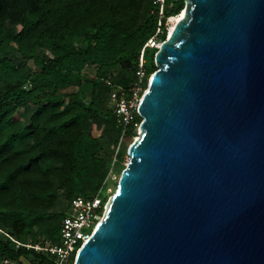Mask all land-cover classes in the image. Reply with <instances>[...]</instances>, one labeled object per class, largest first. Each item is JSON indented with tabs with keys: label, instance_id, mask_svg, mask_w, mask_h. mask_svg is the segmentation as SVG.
Instances as JSON below:
<instances>
[{
	"label": "water",
	"instance_id": "95a60500",
	"mask_svg": "<svg viewBox=\"0 0 264 264\" xmlns=\"http://www.w3.org/2000/svg\"><path fill=\"white\" fill-rule=\"evenodd\" d=\"M182 12L73 264H264V0H185Z\"/></svg>",
	"mask_w": 264,
	"mask_h": 264
},
{
	"label": "trees",
	"instance_id": "16d2710c",
	"mask_svg": "<svg viewBox=\"0 0 264 264\" xmlns=\"http://www.w3.org/2000/svg\"><path fill=\"white\" fill-rule=\"evenodd\" d=\"M184 6L168 0V13ZM153 7L154 0H0V264H57L45 248L58 239L71 200L96 193L111 163L92 119L101 114L118 128L109 93L134 83L156 30ZM155 52H146L150 75ZM85 64L98 67L95 78L84 77ZM61 194L69 204L60 215Z\"/></svg>",
	"mask_w": 264,
	"mask_h": 264
},
{
	"label": "built area",
	"instance_id": "2783aa9c",
	"mask_svg": "<svg viewBox=\"0 0 264 264\" xmlns=\"http://www.w3.org/2000/svg\"><path fill=\"white\" fill-rule=\"evenodd\" d=\"M157 17V26L154 34L143 45L136 70V79L129 87H116L109 93L108 107L116 116L117 129L115 142L112 146V158L108 173L98 191L92 195H78L71 200L69 210L63 216L60 225V234L56 242L45 248L56 256L57 264H73L76 253L82 244L91 235L97 223L102 219L105 203L102 196L104 185L112 172H116V162L125 144L131 136V130L139 128L142 118L139 112L145 85L149 81L150 74L147 67L146 52L149 49H157L165 40L163 38L170 31L173 14L168 13V0H154L152 11ZM177 15V14H176ZM156 53V52H155ZM111 85V81L107 80ZM0 231L2 229L0 228ZM28 246H31L28 244ZM35 248H44L36 245ZM10 263L4 260V264Z\"/></svg>",
	"mask_w": 264,
	"mask_h": 264
},
{
	"label": "rangeland",
	"instance_id": "374dc122",
	"mask_svg": "<svg viewBox=\"0 0 264 264\" xmlns=\"http://www.w3.org/2000/svg\"><path fill=\"white\" fill-rule=\"evenodd\" d=\"M176 15V14H175ZM156 65V64H155ZM98 72V67L93 65V64H85L83 69H82V74L84 77L93 79L96 77V74ZM152 75V73H151ZM150 75V76H151ZM149 82V81H148ZM146 90V89H145ZM144 90V92H145ZM143 92V94H144ZM32 111V107L29 109L25 110H20L17 113V116L23 117L24 115L29 114ZM142 120V118H140ZM139 119V120H140ZM140 120V121H141ZM92 126H93V132L96 136L100 138V140L105 144L106 149L111 150V157H112V146L116 140L115 138V132L109 128L107 125V118L101 114L95 115L92 119ZM135 135L129 136L125 144L122 148V151L119 155V159L116 162V172L111 173V177L108 178L107 183L104 185L102 196L104 199V203L108 202L109 198L116 192L117 187H118V182L121 176L122 170L126 167L128 161H129V154H128V148L130 144L134 141V139L138 136L139 134V128H135ZM68 200L65 198L63 194L60 195L58 205L56 207L57 212L61 215L68 207ZM105 211V209H104ZM104 215V214H103ZM7 264H33L28 258H21L20 261L18 262H10Z\"/></svg>",
	"mask_w": 264,
	"mask_h": 264
},
{
	"label": "bare ground",
	"instance_id": "6f19581e",
	"mask_svg": "<svg viewBox=\"0 0 264 264\" xmlns=\"http://www.w3.org/2000/svg\"><path fill=\"white\" fill-rule=\"evenodd\" d=\"M184 12H180L177 15L173 16L171 19V25H170V31L171 32L174 28V26L176 25V23L178 22V20L181 18V16H183ZM137 138V137H136Z\"/></svg>",
	"mask_w": 264,
	"mask_h": 264
}]
</instances>
